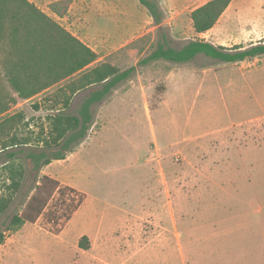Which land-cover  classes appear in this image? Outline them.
<instances>
[{"label":"rangeland","instance_id":"374dc122","mask_svg":"<svg viewBox=\"0 0 264 264\" xmlns=\"http://www.w3.org/2000/svg\"><path fill=\"white\" fill-rule=\"evenodd\" d=\"M28 1L97 54V61L89 68L108 62L122 71L135 70L129 80L119 85L130 88L128 92L114 98L113 91L92 107L93 123L88 135L95 133L101 141L95 142L99 146L96 155L89 154V161L98 160V166L91 165L89 173L81 171V157L78 162L64 167L44 166L37 170L27 154L40 152L41 146L32 143L18 148L22 152L20 160L26 165V179L13 203L1 216L0 231L10 228L13 217L22 214L36 194L40 179L49 176L60 184L87 189L105 200L118 203L134 200L135 212H140L146 194L148 213L197 212L211 219L213 214L248 211L259 230L253 239L263 241L264 216L258 217L250 211H264V55L237 63H224L204 55L182 64L166 60L142 64V61L158 47L178 50L190 41L208 40L228 49L236 46L248 49L264 44V36H235L237 24L232 22L225 24L228 32L223 38L217 35L216 25L212 33L197 34L191 13L211 0H158L165 13L160 26H155L148 9L139 0ZM61 1L67 3L62 17L51 8ZM183 12L190 14L191 20L187 15L183 17ZM256 14L253 13L249 20L257 21ZM7 50L0 54L1 69ZM68 80L71 79L29 100L11 104L0 120L22 112L26 119L17 134L35 137L42 126L49 127V116L63 108L61 102L66 98L67 87L64 86ZM100 88L94 86L76 95L67 112L77 115L85 98ZM11 95L16 96L7 86L3 96ZM27 123L30 126L25 125ZM234 134L239 138H232ZM219 137L226 139L231 150H236L240 142L243 149L246 144L247 147L241 158L239 152L233 157L231 176L217 174L218 183L208 184L207 162L214 160L220 164L225 159L205 155L207 145ZM198 138H201L200 143L207 144L203 147L204 155H199L192 146V141L198 143ZM84 140L73 143L72 152H78ZM258 143H262L260 148ZM5 154H0V193L5 181L2 172ZM66 186L62 185L65 188L62 195L55 194L36 223L6 232L5 242L0 247V264H91L90 253L86 255L79 248L81 236L91 228L90 222L86 215L77 214L68 223L82 194L72 193ZM214 199L226 204H201ZM158 223L147 221V231L155 230ZM206 231L196 232L202 239L196 241V253H192L191 230L180 227L181 245L174 230L170 229L168 264L228 263L230 237H222L224 234L218 231ZM240 236L244 234L233 233L231 237L232 260H239L246 254L244 239ZM220 237L228 244L219 242ZM209 240L211 245L220 243L225 248L214 251L212 246L209 249Z\"/></svg>","mask_w":264,"mask_h":264},{"label":"trees","instance_id":"16d2710c","mask_svg":"<svg viewBox=\"0 0 264 264\" xmlns=\"http://www.w3.org/2000/svg\"><path fill=\"white\" fill-rule=\"evenodd\" d=\"M139 2L148 9L155 26L162 25L165 13L158 0ZM231 2L232 0H211L194 10L191 19L195 32L202 34L210 31ZM57 4H53L51 8L62 17L67 10V3L61 1ZM61 6L64 8L61 9ZM6 48L8 50L2 64L3 70L0 68V116L8 111L11 104L17 105L68 78L71 80L64 86L67 87V92L66 98L61 102L63 108L49 116V127L42 126L35 137L32 134H17L26 119L22 112L0 120V154L6 153L2 163L5 181L0 193V218L13 203L26 179V165L20 160L22 152L18 148L32 143L41 146L40 152L31 151L27 154L37 170L53 161L66 159L68 153L72 152L71 145L84 140L92 127L93 104L103 101L119 84L129 80L135 70L129 68L122 71L108 62L89 68L97 61V54L28 0H0V54ZM200 54L224 63H237L263 56L264 44L248 49H243L242 46L228 49L205 40H193L178 50L158 47L142 64L159 60L188 63ZM93 85L101 86V89L84 102L77 115L68 113L72 97ZM7 86L15 93V97L3 96ZM25 125L30 126L28 123ZM58 148L57 152L48 153ZM64 189L56 179L43 176L25 211L13 217L7 231L27 223H36L44 215L55 194L62 195ZM66 189L78 193L73 188L66 186ZM84 201L85 195L82 194L80 204L68 217V222ZM7 231H0V247L5 242ZM79 248H91L87 236L81 237Z\"/></svg>","mask_w":264,"mask_h":264},{"label":"crops","instance_id":"0c3cea01","mask_svg":"<svg viewBox=\"0 0 264 264\" xmlns=\"http://www.w3.org/2000/svg\"><path fill=\"white\" fill-rule=\"evenodd\" d=\"M183 13V17H186L187 15V18L191 20L190 14H187L186 12ZM253 13H257V21L249 20L250 16ZM263 14L264 0H233L228 9L218 20V23L216 24V33L221 38H223L224 35H226V33L228 32V30H225V24L232 22L237 24V27L234 31L235 36H239L241 38L253 37L256 35L264 36V18L262 17ZM216 27L211 29L207 33H202L199 35L202 36L212 33L215 31ZM207 42L209 41L207 40ZM213 44L216 46L223 45L221 43ZM171 75H173V73L170 74L168 80L170 79ZM119 85L113 90L115 93L114 98L122 94V92L126 93L130 90V88L126 86L120 87ZM94 86L98 85H93L91 87ZM91 87H88L82 91L88 90ZM100 89L93 90L89 94V96L86 97L82 102V105L86 100L91 98L92 94ZM82 91L77 92L72 97L70 107L72 105L73 98ZM144 98L145 108L147 111V97L145 96V92ZM95 104H93V106ZM232 138H239L238 134H234ZM200 139L201 138L197 139L198 143L196 141H192V146L195 148V151L199 153V155H204L203 147L207 144L200 143ZM98 140L99 139L95 133L93 135L89 134L88 137L81 143L78 152H71L69 155H67L66 159L53 161L50 165H48V167L50 168L54 165L64 167L71 162H78L79 158L81 157V171L85 170L86 173H89L90 169L92 168L91 165L98 166V160H96V158L92 162L89 161V154L91 155L93 153L96 155L98 151L99 146L95 143ZM261 144L262 143H258V148L261 147ZM207 146L208 151L205 154L206 156H208L209 158H225L220 162V164L215 163L214 160L207 162V165L209 166V178L207 179V183L217 184L218 181L215 179V176L217 174H221L223 176H231L233 169V157L237 154V152H239L238 156L241 158L244 154V151H246L247 144L243 149L242 143L240 142L238 144L239 149L237 148L236 150H231L227 147L228 144L226 139L220 140L219 137L215 140H212ZM201 151L203 152V154H201ZM61 185H67L68 187L73 188L79 193L85 195V201L82 203L79 209L74 212L70 221L77 214H82V216L86 215L85 218L90 222L91 228L87 230L82 236H87L90 239L91 248L89 250H82L83 253H86V255H89L90 253L91 264H145L146 260L147 264H168V233L170 232V229L174 230V234L176 236V239L178 240V244L182 245V232H180V227L183 229L191 230L190 243L192 253H196L197 248H194L196 246V241H201L202 239L200 235L198 236L196 234L197 231L205 232L207 230L206 232H210L214 230L215 232L218 231L219 233L221 232L222 234H224L222 237H230V248L228 251L230 258L229 260H227L228 263H224L225 261H223L218 263L214 262L213 264H264V239L263 241L258 240L259 242L253 239V235L257 234L259 230L257 229V223L250 219V213H248V211L244 213H232L229 211L227 214H213L211 215V219H208L207 217L204 218V214L197 212L148 213L146 194V199L141 205L142 207L140 209V212H135L134 200H128V203H118L117 201L105 200L100 196L91 194L89 191H87V189H81L68 183ZM201 204L222 205L226 204V202L214 199L207 200L206 202H202ZM250 212H254L255 215L261 218L262 216H264V211L262 212L260 210H257ZM70 221L68 223H70ZM147 221L159 222V226H157L155 230L151 232L147 231ZM198 221H201L202 223H199ZM233 222L235 223L233 224ZM233 233L236 235L237 233L244 234L243 237L240 236L239 238L244 239L243 243L246 247L245 256H243V258H240L239 260L235 258V260L233 259L234 261L231 259V253H233V250L231 249V237ZM222 237H220L219 242L223 241L222 243L228 244V241L223 240ZM208 243V248L210 249L213 246L214 251L217 250L216 248H225V246H222L220 243L217 245H211L210 240ZM257 244H259V247H256ZM197 264L210 263L198 262Z\"/></svg>","mask_w":264,"mask_h":264}]
</instances>
